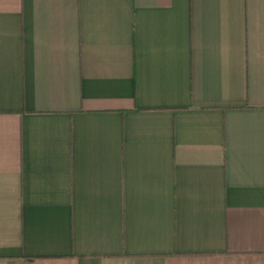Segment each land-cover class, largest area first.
Returning <instances> with one entry per match:
<instances>
[{
    "label": "crops",
    "instance_id": "1",
    "mask_svg": "<svg viewBox=\"0 0 264 264\" xmlns=\"http://www.w3.org/2000/svg\"><path fill=\"white\" fill-rule=\"evenodd\" d=\"M0 264H264V0H0Z\"/></svg>",
    "mask_w": 264,
    "mask_h": 264
}]
</instances>
